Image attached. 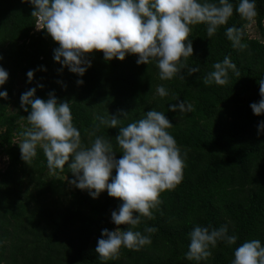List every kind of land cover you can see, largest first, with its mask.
<instances>
[{"label":"trees","instance_id":"obj_1","mask_svg":"<svg viewBox=\"0 0 264 264\" xmlns=\"http://www.w3.org/2000/svg\"><path fill=\"white\" fill-rule=\"evenodd\" d=\"M232 2L233 15L211 38L204 24L192 26V57L184 61L181 74L160 80L154 62L138 65L135 54L106 62L100 51L89 54L91 67L78 77L53 60L58 44L38 29L42 24L31 16L32 5L0 0V66L9 73L0 86L8 93L6 100L0 99V264H231L241 243L259 239L264 244V134H257L264 114L257 116L250 108L261 99L258 82L264 79V0H256L254 22L242 20L235 12L238 0ZM251 23L260 36L249 35ZM229 26L243 28L246 48L232 46L225 35ZM225 56L236 64L239 76L229 71L226 85L206 86L203 78ZM191 67L199 72L189 75ZM29 70H34L31 83ZM78 79L84 83L77 85ZM157 85H164L169 94L158 96ZM30 88H36L35 96L41 99L54 92L70 102L83 144L103 135L116 151L119 129L97 130L95 115L122 111L128 115L119 126H126L151 108L165 113L173 125L168 131L187 156L182 181L163 191L152 218L142 216L133 229L143 233L146 226L155 227L154 233H145L150 244L139 250L122 247L117 259L102 261L95 252L97 240L102 229L118 227L111 222V212L122 201L106 190L94 199L87 190L70 185L75 177L68 163L63 170L50 171L39 146L30 162L21 159L17 144L28 126V112L20 107V96ZM178 101L190 104L191 110L169 111L168 105ZM120 156L116 153L117 159ZM195 224H228L237 241L218 242L207 260L189 261L188 233Z\"/></svg>","mask_w":264,"mask_h":264},{"label":"clouds","instance_id":"obj_2","mask_svg":"<svg viewBox=\"0 0 264 264\" xmlns=\"http://www.w3.org/2000/svg\"><path fill=\"white\" fill-rule=\"evenodd\" d=\"M33 6L31 16L42 24L58 44L53 50V60L62 68L83 77L94 51L103 53L104 60L114 58L123 61L127 55H137L138 65L155 63L160 80H171L185 67L184 61L193 55L192 26L204 24L211 38L219 26L226 25L233 15L232 0H21ZM235 12L246 22H254L257 16L256 0H238ZM37 22L36 26H40ZM243 28L229 26L225 35L234 48L244 49ZM2 59V57H0ZM203 83L226 85L229 71L239 76V70L228 56L212 65ZM40 70L46 71L43 66ZM199 72L198 67L188 68V74ZM29 83L34 70L26 73ZM9 78L0 66V86ZM77 85L84 81L78 79ZM257 103L250 104L253 114H264V79L259 82ZM43 87V85H37ZM36 88H30L20 96V107L28 112V126L19 133L18 145L21 159L30 162L42 149L50 171L68 169L75 177L68 183L80 190H87L92 198L107 191L110 197L122 201L111 212L114 230L102 229L95 252L102 261L118 258L121 248L139 250L151 243L145 233H154L155 227L146 226L143 233L133 230L141 217L152 218V209L160 203V194L174 189L183 179L186 152L182 153L168 129L173 125L164 112L153 108L126 126L121 125L127 113L95 115V127L118 128L115 137L119 151L110 139L103 135L85 145L81 133L72 122L70 102L58 99L49 92L47 99L35 96ZM156 93L166 97L168 89L157 85ZM6 90L0 91V99H7ZM184 101L169 104L172 112L190 111ZM122 117V118H121ZM257 134H264V121L257 125ZM94 135V133H93ZM116 153H121L116 158ZM70 161V162H69ZM115 170V175H113ZM124 225L123 229L119 226ZM189 244L185 258L189 261H205L212 255L218 242L233 245L235 234H229L228 224L216 228L195 224L188 233ZM231 264H264V244L259 239L241 243L234 249Z\"/></svg>","mask_w":264,"mask_h":264},{"label":"rangeland","instance_id":"obj_3","mask_svg":"<svg viewBox=\"0 0 264 264\" xmlns=\"http://www.w3.org/2000/svg\"><path fill=\"white\" fill-rule=\"evenodd\" d=\"M264 25V23H263ZM247 32L249 33L250 36H260V33L258 31V29L256 28V26H254V24H249L248 28H247ZM1 166V165H0Z\"/></svg>","mask_w":264,"mask_h":264}]
</instances>
